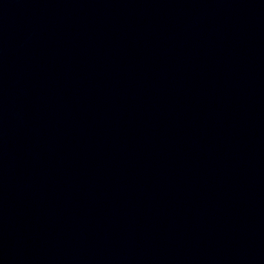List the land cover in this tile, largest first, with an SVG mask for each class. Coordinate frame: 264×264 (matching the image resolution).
I'll return each mask as SVG.
<instances>
[{"label":"water","instance_id":"obj_1","mask_svg":"<svg viewBox=\"0 0 264 264\" xmlns=\"http://www.w3.org/2000/svg\"><path fill=\"white\" fill-rule=\"evenodd\" d=\"M0 264H264V0H0Z\"/></svg>","mask_w":264,"mask_h":264}]
</instances>
